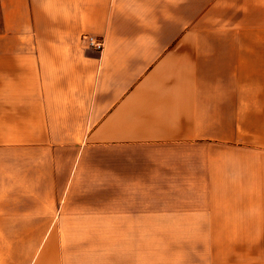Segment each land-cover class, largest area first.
I'll list each match as a JSON object with an SVG mask.
<instances>
[{
    "label": "crops",
    "instance_id": "1",
    "mask_svg": "<svg viewBox=\"0 0 264 264\" xmlns=\"http://www.w3.org/2000/svg\"><path fill=\"white\" fill-rule=\"evenodd\" d=\"M165 221L264 264V0H0V264H142Z\"/></svg>",
    "mask_w": 264,
    "mask_h": 264
},
{
    "label": "rangeland",
    "instance_id": "2",
    "mask_svg": "<svg viewBox=\"0 0 264 264\" xmlns=\"http://www.w3.org/2000/svg\"><path fill=\"white\" fill-rule=\"evenodd\" d=\"M151 225V222H149ZM163 230H156L155 224L149 226V235L142 238H126L130 243H141L142 248V264H207L210 262L207 256L226 251V249L215 248L219 245L215 239L210 237H175L170 235L174 222H163ZM163 232V235L156 233ZM156 234V235H155ZM208 254V255H207ZM190 257L188 258V256ZM205 256L208 259H205ZM132 264H135L133 261Z\"/></svg>",
    "mask_w": 264,
    "mask_h": 264
},
{
    "label": "built area",
    "instance_id": "3",
    "mask_svg": "<svg viewBox=\"0 0 264 264\" xmlns=\"http://www.w3.org/2000/svg\"><path fill=\"white\" fill-rule=\"evenodd\" d=\"M86 39L88 40V43L91 48L97 51H101L103 49L104 42L102 39L96 38L94 36H87Z\"/></svg>",
    "mask_w": 264,
    "mask_h": 264
}]
</instances>
